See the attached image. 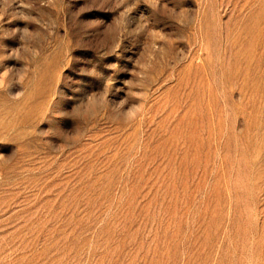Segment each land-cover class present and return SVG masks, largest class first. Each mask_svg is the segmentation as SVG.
<instances>
[{
    "label": "rangeland",
    "instance_id": "obj_1",
    "mask_svg": "<svg viewBox=\"0 0 264 264\" xmlns=\"http://www.w3.org/2000/svg\"><path fill=\"white\" fill-rule=\"evenodd\" d=\"M0 264H264V0H0Z\"/></svg>",
    "mask_w": 264,
    "mask_h": 264
}]
</instances>
